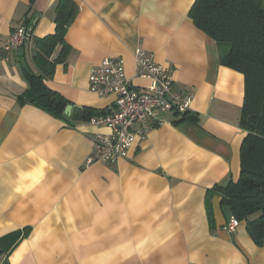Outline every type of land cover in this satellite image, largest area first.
I'll list each match as a JSON object with an SVG mask.
<instances>
[{
	"label": "crops",
	"instance_id": "obj_1",
	"mask_svg": "<svg viewBox=\"0 0 264 264\" xmlns=\"http://www.w3.org/2000/svg\"><path fill=\"white\" fill-rule=\"evenodd\" d=\"M66 60L45 81L71 113L55 117L18 99L38 73L36 40L55 33L59 0H0V264H264V244L209 190L240 177L242 73L222 66L217 43L190 18L196 0H73ZM32 40L9 48L25 18ZM141 49L192 93L197 122L166 112L148 138L117 164L88 163L94 137L109 134L81 119L107 114L113 95L91 92L89 75L105 58L125 61L137 87ZM62 50L58 46L53 59Z\"/></svg>",
	"mask_w": 264,
	"mask_h": 264
},
{
	"label": "trees",
	"instance_id": "obj_2",
	"mask_svg": "<svg viewBox=\"0 0 264 264\" xmlns=\"http://www.w3.org/2000/svg\"><path fill=\"white\" fill-rule=\"evenodd\" d=\"M79 8L73 0H59L56 7L55 33L36 40L34 62L38 73L25 70L29 83L27 91L19 97L21 103H31L49 114L65 118L66 99L51 90L45 81L52 78L57 64L63 63L70 46L66 43L69 27L77 18ZM190 18L219 47L222 66L236 70L245 78V101L240 127L246 135L240 151V177L228 185L209 190L206 209L213 226L212 198L222 197V204L231 209L233 216L245 222L251 238L264 244V0H196ZM26 26L30 20L25 18ZM58 46L60 54L53 59ZM181 114L176 124L197 122L190 111ZM104 115L84 108L81 119L89 122ZM3 253L0 240V254Z\"/></svg>",
	"mask_w": 264,
	"mask_h": 264
},
{
	"label": "built area",
	"instance_id": "obj_3",
	"mask_svg": "<svg viewBox=\"0 0 264 264\" xmlns=\"http://www.w3.org/2000/svg\"><path fill=\"white\" fill-rule=\"evenodd\" d=\"M31 40L32 28L27 27L23 19L12 32L8 45L10 49H16ZM135 60L136 79L146 82L141 87L127 77L125 61L120 57L105 58L90 72L91 92L99 96L113 95L116 101L114 110L88 122L91 126L109 130V134L94 137L96 156L89 158V164H117L127 158L137 141L148 138L154 124L163 123L162 116L166 112L190 111L193 94L177 90L163 66L141 49L135 52ZM239 225L240 221L233 217L228 225L229 232H234Z\"/></svg>",
	"mask_w": 264,
	"mask_h": 264
},
{
	"label": "water",
	"instance_id": "obj_4",
	"mask_svg": "<svg viewBox=\"0 0 264 264\" xmlns=\"http://www.w3.org/2000/svg\"><path fill=\"white\" fill-rule=\"evenodd\" d=\"M71 109H72L71 106H67L66 109H65V111H64V114H65L66 116H69L70 113H71Z\"/></svg>",
	"mask_w": 264,
	"mask_h": 264
}]
</instances>
